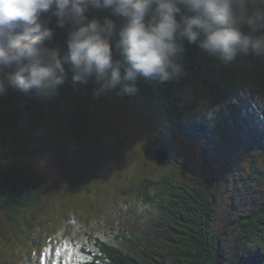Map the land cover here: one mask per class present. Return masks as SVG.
Instances as JSON below:
<instances>
[{"label": "trees", "instance_id": "obj_1", "mask_svg": "<svg viewBox=\"0 0 264 264\" xmlns=\"http://www.w3.org/2000/svg\"><path fill=\"white\" fill-rule=\"evenodd\" d=\"M66 31L67 27L56 29L47 42L58 49L62 59ZM239 57L223 64L185 43L176 58L185 70L181 79L159 84L151 78H139L136 83L140 91L135 96L122 97L113 91L96 97L94 81L74 85L71 73L51 99L6 88L0 94V237L6 238L4 224H13L15 229L27 211L35 217L41 203L50 198L44 195L47 191L42 189L36 157L93 166L106 153L115 162L121 160L128 147L119 120L134 111L140 112L146 124L157 122L159 115L176 126L178 133L198 135L212 159L217 153L223 155L225 141L243 123L252 121L251 129L264 135L260 129L264 106L249 101L236 86L240 70L235 63ZM250 67V78L264 100V57H254ZM229 98L237 103L219 107L211 116L199 114L204 101L215 107ZM163 132L169 134L168 130ZM261 143L264 158V140ZM160 150L173 156L169 140ZM183 152H188L185 147ZM175 162L179 175L170 172L155 179L150 167L138 180L133 205L143 210L150 223L141 230L143 235H124V230L105 236L93 234L84 264H264V208L249 210L218 227L219 179L211 175L202 183L200 173L208 175L205 169L196 173L187 161ZM251 168V176L264 182L256 160ZM70 175L66 182L77 185L80 177Z\"/></svg>", "mask_w": 264, "mask_h": 264}, {"label": "clouds", "instance_id": "obj_2", "mask_svg": "<svg viewBox=\"0 0 264 264\" xmlns=\"http://www.w3.org/2000/svg\"><path fill=\"white\" fill-rule=\"evenodd\" d=\"M66 27L62 59L46 41ZM185 43L223 64L264 57V0H0V94L51 99L71 73L96 97L135 96L139 78L181 79Z\"/></svg>", "mask_w": 264, "mask_h": 264}, {"label": "rangeland", "instance_id": "obj_3", "mask_svg": "<svg viewBox=\"0 0 264 264\" xmlns=\"http://www.w3.org/2000/svg\"><path fill=\"white\" fill-rule=\"evenodd\" d=\"M253 60L251 56H240L235 63L237 71L240 70L236 86L249 101L264 106L262 95L250 78ZM213 108L204 101L199 114L204 112L211 116L215 113ZM166 120L158 115L157 122L146 124L137 111L127 119L119 120L128 147L119 163L109 153L95 166L66 163L61 159L51 162L36 157L35 164L44 184L42 189L47 191L44 195L50 198L41 203L42 208L37 210L35 217L31 210L27 211L15 229L13 224L3 225L6 238L0 237V264H84L87 260L85 250L92 244L90 237L93 234L105 236V233H122L124 230V235H143L141 230L150 223L147 224L149 218L142 214L143 210H137L133 205L138 180L150 167H153L155 179L170 172L179 175L181 171L174 164L181 159L196 173L202 169L208 172V175L199 172L202 183L211 175L219 179L218 227L249 210L264 208V182L251 176L253 160L264 173V158H261L264 135L251 129L254 127L252 121L235 128L222 147L223 155L217 153L212 159L201 137L178 133L176 126ZM261 123L260 129H264V123ZM166 140L173 146V156L160 165L155 155ZM184 147L187 154L183 152ZM68 173L80 177V182L77 185L67 183Z\"/></svg>", "mask_w": 264, "mask_h": 264}, {"label": "water", "instance_id": "obj_4", "mask_svg": "<svg viewBox=\"0 0 264 264\" xmlns=\"http://www.w3.org/2000/svg\"><path fill=\"white\" fill-rule=\"evenodd\" d=\"M48 41H46L47 43ZM156 157H157V161L160 165L164 164L165 162H167L168 158H169V154L166 153L163 150H158L156 153Z\"/></svg>", "mask_w": 264, "mask_h": 264}]
</instances>
